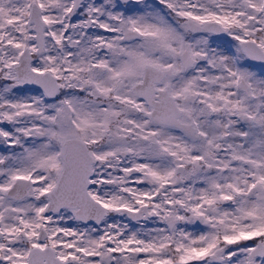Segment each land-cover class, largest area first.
<instances>
[{"label":"snow or ice","instance_id":"6c2138e0","mask_svg":"<svg viewBox=\"0 0 264 264\" xmlns=\"http://www.w3.org/2000/svg\"><path fill=\"white\" fill-rule=\"evenodd\" d=\"M0 264H264V0H0Z\"/></svg>","mask_w":264,"mask_h":264}]
</instances>
